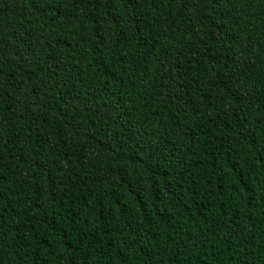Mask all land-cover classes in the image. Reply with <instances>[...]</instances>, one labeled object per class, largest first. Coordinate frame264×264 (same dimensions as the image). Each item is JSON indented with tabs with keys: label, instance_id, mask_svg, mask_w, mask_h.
I'll return each instance as SVG.
<instances>
[{
	"label": "trees",
	"instance_id": "1",
	"mask_svg": "<svg viewBox=\"0 0 264 264\" xmlns=\"http://www.w3.org/2000/svg\"><path fill=\"white\" fill-rule=\"evenodd\" d=\"M0 264H264V0H0Z\"/></svg>",
	"mask_w": 264,
	"mask_h": 264
}]
</instances>
